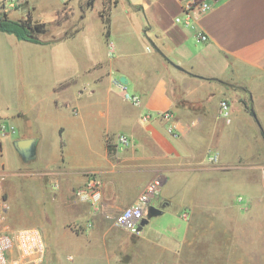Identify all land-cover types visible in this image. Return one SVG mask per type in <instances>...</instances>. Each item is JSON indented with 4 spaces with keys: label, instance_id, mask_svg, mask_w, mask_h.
Returning <instances> with one entry per match:
<instances>
[{
    "label": "crops",
    "instance_id": "1",
    "mask_svg": "<svg viewBox=\"0 0 264 264\" xmlns=\"http://www.w3.org/2000/svg\"><path fill=\"white\" fill-rule=\"evenodd\" d=\"M193 2L211 9L188 27L176 23ZM3 14L16 22L29 16L39 39L52 41L0 32V193L7 194L0 203H45L43 222L54 228L43 264L58 263L63 250L72 264H210L194 228L208 223L197 216L208 203V150L219 166L230 165L264 132V0H28L6 12L0 6ZM229 98L230 123L218 106ZM165 112L168 121L159 117ZM29 138L36 156L23 161L13 142ZM93 173L102 181L95 212L74 198ZM154 179L161 188L150 206L161 215L136 234L114 226L112 217ZM173 203L188 215L183 232L173 217L161 220Z\"/></svg>",
    "mask_w": 264,
    "mask_h": 264
},
{
    "label": "rangeland",
    "instance_id": "2",
    "mask_svg": "<svg viewBox=\"0 0 264 264\" xmlns=\"http://www.w3.org/2000/svg\"><path fill=\"white\" fill-rule=\"evenodd\" d=\"M11 14L12 18H16L15 12ZM66 15L64 18L70 17L68 14ZM75 23L76 18L72 19L66 28ZM49 35L51 33L45 34L43 38H47ZM234 88L235 92L240 93L241 96L237 100L238 104H246L249 109L251 104L247 96L243 95L240 90L237 91L236 88L238 87ZM219 102L218 106L221 111L223 103L227 107L233 101L229 98V100L224 99ZM225 112L227 113L226 116ZM220 115L224 118V122L230 123L227 120L229 119L228 109H222ZM261 132L260 142L254 143L253 146L250 145L251 148L253 147V151L243 153L241 159L231 161L233 164L219 166L218 160L216 163L208 161V171H210L208 174V203H205L207 207H203L204 203H199L201 207L197 214V216H208V223L197 221L194 228L200 238L198 247H208V250L212 252L210 264H264L263 129H261ZM214 153L216 154L213 149H209L208 157ZM33 163L31 161L28 165ZM202 193H204L203 188H199L195 196L199 198ZM0 200L6 202L7 194L1 192ZM3 205L7 206L5 213L1 210ZM44 205L45 203L30 202L0 203L1 226L5 225L10 230L35 228L40 232L44 243H49L54 224H44L41 216V207ZM181 211L183 209L178 206V203H173L166 208L161 220L167 222L173 217L172 222L177 221L176 223L180 225L181 232H183L187 222L179 215ZM1 216L4 217L3 220ZM67 226L64 225V228ZM85 226L88 227L89 225ZM51 251L52 249L50 253ZM53 252H55L54 249ZM57 254L58 263L53 260L54 264H72L66 260L69 251L63 250ZM129 258L130 256H126L125 259L128 260Z\"/></svg>",
    "mask_w": 264,
    "mask_h": 264
},
{
    "label": "built area",
    "instance_id": "3",
    "mask_svg": "<svg viewBox=\"0 0 264 264\" xmlns=\"http://www.w3.org/2000/svg\"><path fill=\"white\" fill-rule=\"evenodd\" d=\"M28 0H0V6L3 12L23 5ZM67 1V0H64ZM211 5L206 2H193L183 7V18H176V23H181L184 27H188L194 15L200 16L210 11ZM201 41H207V37L202 33L198 34ZM109 53H113V46H109ZM124 100L133 105L139 104V99L135 96L123 93ZM223 110L227 107L223 103ZM221 109V112H222ZM227 113L225 112V116ZM159 117L164 120H170L169 112L159 113ZM150 116L142 117L143 121H149ZM174 125L170 124L167 128V133L174 135ZM12 130V129H11ZM118 142L122 145H128V139L124 135L118 137ZM218 156L212 154L208 157L210 163H216ZM161 188L160 179L152 180L140 193L138 198L119 214L112 217L114 226L128 231L130 233H138L137 228L140 222L146 217L151 201L158 196ZM102 192V181L95 174H91L88 182L82 188L75 190L74 197L80 203L88 204L93 211L97 210L100 204ZM7 209L3 205L1 210L4 213ZM187 213L181 215L182 219H187ZM3 216L1 219L3 220ZM45 243L40 232L35 228H21L10 230L7 228L0 230V264H43L45 258Z\"/></svg>",
    "mask_w": 264,
    "mask_h": 264
},
{
    "label": "trees",
    "instance_id": "4",
    "mask_svg": "<svg viewBox=\"0 0 264 264\" xmlns=\"http://www.w3.org/2000/svg\"><path fill=\"white\" fill-rule=\"evenodd\" d=\"M104 14V11L101 12L100 16ZM61 22V18H58L55 21V25H59ZM108 25H106V35L108 34ZM0 32L12 35L18 41H27L36 44H45L52 41H42L39 39L37 32L35 30V26L32 24V20L29 16L22 22H16L8 19L6 15H0ZM70 35V34H69ZM264 136V135H263ZM112 148L108 143V152L111 153Z\"/></svg>",
    "mask_w": 264,
    "mask_h": 264
},
{
    "label": "water",
    "instance_id": "5",
    "mask_svg": "<svg viewBox=\"0 0 264 264\" xmlns=\"http://www.w3.org/2000/svg\"><path fill=\"white\" fill-rule=\"evenodd\" d=\"M66 35H64V36H66ZM150 45L153 47L154 51H156L159 55L164 57L163 54L161 53V51L154 45V43L152 41H150ZM174 67L180 70L179 67H177V66H174ZM119 83H121L122 85H126L127 80L124 77H120ZM35 145H36V140L33 138L16 140L13 142L14 149L16 150V152L18 153V155L21 157V159L23 161H30V160L35 158V156H36ZM161 213H162L161 208H156V207L150 206L148 209V212H147V217H145L140 222L139 227L137 228V232H140L142 230V228L148 224V221L151 217L159 216V215H161Z\"/></svg>",
    "mask_w": 264,
    "mask_h": 264
}]
</instances>
